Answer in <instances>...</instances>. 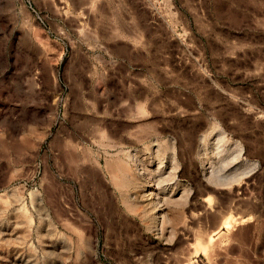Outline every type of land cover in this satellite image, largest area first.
Here are the masks:
<instances>
[{
    "label": "rangeland",
    "instance_id": "obj_1",
    "mask_svg": "<svg viewBox=\"0 0 264 264\" xmlns=\"http://www.w3.org/2000/svg\"><path fill=\"white\" fill-rule=\"evenodd\" d=\"M0 264H264V0H0Z\"/></svg>",
    "mask_w": 264,
    "mask_h": 264
},
{
    "label": "bare ground",
    "instance_id": "obj_2",
    "mask_svg": "<svg viewBox=\"0 0 264 264\" xmlns=\"http://www.w3.org/2000/svg\"><path fill=\"white\" fill-rule=\"evenodd\" d=\"M80 3V2H79ZM141 107V106H140ZM142 112V111H141ZM112 148V147H111ZM72 149V148H71ZM71 157V156H70ZM76 160V159H75ZM122 161V160H121ZM118 166V165H117ZM116 166V167H117ZM120 166V165H119ZM111 167V166H110ZM111 168H113V167H111ZM122 169V168H121ZM140 176H141V178H143V181H142V186H143V188L144 189H146L145 191H144V193H146L147 195H145V196H150V195H153V193L155 192V190L157 189L156 188V183H159V182H156L157 180L151 175V173L149 172V170L147 169V167H146V169H144V168H141L140 169ZM112 172L113 173H115L113 170H112ZM125 173V172H124ZM121 176V175H120ZM117 177V176H116ZM124 177V176H123ZM125 178V177H124ZM119 179V178H118ZM127 179V178H126ZM131 179V178H130ZM221 179V178H220ZM133 180V179H132ZM136 180V179H135ZM135 180H134V182H135ZM223 182V181H222ZM232 182V181H231ZM120 184V183H119ZM118 184V185H119ZM115 185H116V183H115ZM178 186V185H177ZM224 186V185H223ZM226 186V185H225ZM54 189V188H53ZM122 189V188H121ZM47 191V190H46ZM159 195V194H158ZM170 198V197H169ZM168 199V198H167ZM7 200H9V199H7ZM15 200V199H14ZM51 200V199H50ZM158 200V199H157ZM159 201V200H158ZM15 202V201H14ZM171 204V203H170ZM156 205V204H155ZM130 206V205H129ZM132 207H133V205H131ZM130 206V207H131ZM153 207V206H152ZM33 208V207H32ZM38 208V207H37ZM129 208V207H128ZM17 209V208H16ZM58 210V209H57ZM25 211V210H24ZM36 211V210H35ZM14 212V211H13ZM55 212V211H54ZM158 212V211H157ZM59 213V212H58ZM157 214V213H156ZM61 215V214H60ZM220 215V214H219ZM215 217V216H214ZM219 217V216H218ZM221 217V216H220ZM223 217V216H222ZM221 217V218H222ZM30 218V217H29ZM160 217H158V219H159ZM222 219H224V218H222ZM217 221V220H216ZM218 222V221H217ZM219 222H221V220L219 221ZM25 224V223H24ZM220 224H222L223 225V227L225 228V229H231V226H232V224H233V221L231 220V219H229V218H225V220L222 222V223H220ZM16 225V224H15ZM29 225V224H28ZM215 225V224H214ZM65 229V228H64ZM66 230H68V229H66ZM70 231V230H69ZM61 234V233H60ZM75 234V233H74ZM78 234V233H77ZM198 234V233H197ZM207 235V234H206ZM201 236H199L198 235V238H200ZM47 238V237H46ZM237 238V237H236ZM201 239H202V237H201ZM200 240V239H199ZM49 241V240H48ZM68 241H69V239H68ZM81 241V240H80ZM202 242V241H201ZM216 243V242H215ZM214 243V244H215ZM203 244V243H202ZM30 245V244H29ZM188 259V258H187ZM187 261V260H186ZM185 261V262H186Z\"/></svg>",
    "mask_w": 264,
    "mask_h": 264
}]
</instances>
